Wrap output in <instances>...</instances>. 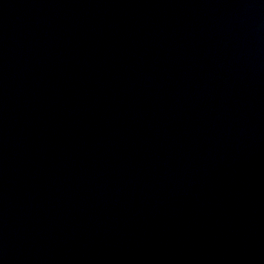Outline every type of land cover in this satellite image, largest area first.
Returning a JSON list of instances; mask_svg holds the SVG:
<instances>
[{
	"label": "water",
	"instance_id": "water-1",
	"mask_svg": "<svg viewBox=\"0 0 264 264\" xmlns=\"http://www.w3.org/2000/svg\"><path fill=\"white\" fill-rule=\"evenodd\" d=\"M0 264H264V0H0Z\"/></svg>",
	"mask_w": 264,
	"mask_h": 264
}]
</instances>
